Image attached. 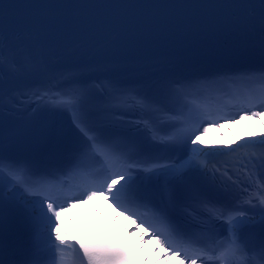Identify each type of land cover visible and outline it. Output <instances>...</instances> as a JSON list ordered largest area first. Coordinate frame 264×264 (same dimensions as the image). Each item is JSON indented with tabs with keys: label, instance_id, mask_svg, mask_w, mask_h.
<instances>
[{
	"label": "snow or ice",
	"instance_id": "1",
	"mask_svg": "<svg viewBox=\"0 0 264 264\" xmlns=\"http://www.w3.org/2000/svg\"><path fill=\"white\" fill-rule=\"evenodd\" d=\"M40 8L101 9L99 15L122 27L160 29L187 32L193 35L223 36L244 31L252 36L247 50L258 53V70L238 74L235 80L254 85L235 95L244 116L259 119L264 116V0H104L80 4L41 5L33 2L3 5L0 10V264H65V252L70 249L87 264H142L130 249L103 241L78 240V251L61 233L60 217L74 203H83L96 196L111 199L122 214L142 209L140 226L151 228L158 244L176 258V264H264V239L249 245L243 238L246 229L258 227L264 232V156H245L236 163L242 165L254 188L243 187L233 179L230 170L210 168L215 157L234 155V146L201 145L200 137L209 131L205 126L219 127L221 121L235 123V115L213 116L194 97L189 88L210 87L206 82L167 81L162 89L176 105L167 110L137 89L124 88L110 82L101 85V92L70 77L51 88L26 91L20 95L27 111L47 109L67 112L72 124L83 137L70 171L85 174L86 183L70 185L55 172H39L38 162L8 157L12 124L7 120L9 101L15 105L19 97L9 94L10 76L28 71L15 57V49L6 43V29L12 19L42 15ZM23 10V11H21ZM241 12H246L241 17ZM13 13L17 15L13 16ZM22 13V14H21ZM80 12H46L43 15H80ZM227 21L226 23L224 21ZM243 25V28H241ZM106 97L99 109L109 119L98 122L90 110L94 96ZM132 116L127 122L112 120V116ZM110 129H121L110 131ZM264 147L260 138L239 142V148ZM170 153H176L173 158ZM88 162L95 167L89 168ZM259 163L260 167H257ZM251 166V167H250ZM199 173L213 177V187L224 199H210L190 184ZM224 179L216 181L217 174ZM163 183L167 198L163 204L153 203L149 186ZM242 188L237 192L236 189ZM182 190V191H181ZM24 207L31 226V237L21 259H13L5 241L6 205ZM183 212L196 223V229L186 231L176 213ZM139 218V217H138ZM151 220L152 223H148ZM223 228V233L218 229ZM46 233V235H44ZM54 237V239H53ZM46 251L45 260L38 258Z\"/></svg>",
	"mask_w": 264,
	"mask_h": 264
},
{
	"label": "bare ground",
	"instance_id": "2",
	"mask_svg": "<svg viewBox=\"0 0 264 264\" xmlns=\"http://www.w3.org/2000/svg\"><path fill=\"white\" fill-rule=\"evenodd\" d=\"M262 133H264V116H261L259 119L244 117L235 123L221 125L219 128L210 131L209 134L201 136L200 144L215 145L217 147L228 145L237 146L242 139L260 138ZM109 201L111 199L101 202L92 199L73 206L64 212L60 223L62 225L61 233L65 239L67 240L66 235L70 228L78 223L86 220H106L107 218H113L115 212L112 209L109 211L106 210ZM141 241L142 239L139 240V242ZM136 246L144 252L150 264H162L169 257L168 253L151 243L144 242L136 244Z\"/></svg>",
	"mask_w": 264,
	"mask_h": 264
}]
</instances>
